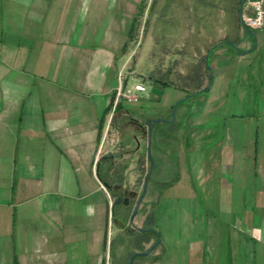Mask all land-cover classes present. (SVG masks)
<instances>
[{
  "label": "crops",
  "instance_id": "0c3cea01",
  "mask_svg": "<svg viewBox=\"0 0 264 264\" xmlns=\"http://www.w3.org/2000/svg\"><path fill=\"white\" fill-rule=\"evenodd\" d=\"M145 1L0 0V264H108L98 248H106L114 218L108 212L111 188L125 187L113 175L130 170L136 156L138 169L147 165L139 158L147 146L155 160L154 211L159 230H166L164 220L171 221L172 248H187L186 255L196 251L200 264H264V224L255 214L264 195L263 159L254 157L245 189L243 163L249 153L242 146V118H227V124L217 114L227 60L241 62L251 43L237 42L228 50L211 40L209 51L201 49L197 56L180 35L179 23L171 21L157 63L163 77L142 84L143 91L133 87L146 92L137 99L143 108H116L126 101L118 95L120 72L130 58L136 14ZM193 75L198 78L190 85L178 82ZM173 107L174 116L166 121ZM211 111L216 115L208 118ZM113 130L122 142L112 141ZM131 143L135 146L128 149ZM181 159L190 176L186 187L180 184ZM167 184L175 189L169 195L162 193ZM100 193L107 200L104 224ZM163 199L170 206L166 211L159 210ZM16 205L22 206L19 213ZM83 205L91 210L84 216L85 236L52 235L53 212L65 206L72 233ZM230 205L238 209L232 214L236 231L228 234L226 219L208 206L226 212ZM164 237L167 241L160 245L159 238L156 248L168 246V230ZM49 248H58L53 260ZM71 248H87L96 256L86 260Z\"/></svg>",
  "mask_w": 264,
  "mask_h": 264
},
{
  "label": "rangeland",
  "instance_id": "374dc122",
  "mask_svg": "<svg viewBox=\"0 0 264 264\" xmlns=\"http://www.w3.org/2000/svg\"><path fill=\"white\" fill-rule=\"evenodd\" d=\"M242 0H146L145 4H142L141 10L136 14L138 17L139 27L136 29L135 37L132 39L131 44L128 48L131 52L130 58L126 66L121 69L120 80H119V91L121 90V84L124 82V93L130 91L135 94L138 98L140 95L146 92L133 91V87L136 83H141L144 86H150V82L154 81L157 77H163L159 71V50L163 47V40L165 41L166 30L171 21L178 22V27L181 30L180 35L185 37L188 41V48L193 47V52L200 54L201 49L209 51L210 47L208 42L212 40V43L221 42V45L228 50H231L235 43H244L249 40L251 43L252 50L245 57L242 58L241 62H233V60H227L229 64V70L226 75V86L223 92V101L220 110H217V114L224 118V122L231 117L236 116L242 118L243 134L244 139L242 140V146L244 145L245 150L248 151L249 155L244 158L243 163V177H244V188L250 186L253 173L252 167L254 164V157H261L263 160L261 164H264V103L261 104V99H264V29H248L243 26L240 18L242 12ZM213 45V44H212ZM209 47V48H208ZM239 53V51H238ZM125 59V58H124ZM124 59H121L118 63V68L121 67ZM198 60V58H197ZM199 65H195V70H199ZM151 77V78H149ZM190 80L186 81L183 78L179 79V83L188 82L190 85L192 80L198 78V75L190 76ZM200 77V76H199ZM167 79V78H166ZM182 86V85H181ZM195 86V83H194ZM141 99L126 103V101H120L119 107L137 111L144 107V104L140 101ZM141 103V104H140ZM200 109L196 111L199 113ZM164 115H169L165 113ZM216 112L211 111L208 113V118H213ZM174 116V107L169 117L171 121ZM228 118V119H227ZM226 120V121H225ZM223 121V120H222ZM259 124V136L256 134V124ZM112 127L115 128V123L112 122ZM224 132V133H223ZM221 135H228L226 131H220ZM123 137L114 132L111 134L112 141L116 143L122 142ZM120 145V144H119ZM131 146L128 149H131ZM257 146V148H256ZM139 156L140 160H148L147 165L138 169L140 165H135L138 156L133 158V165L128 169L127 172L121 174V172H115L113 175V181L124 184L125 187L122 190H131L134 192V196L129 197L127 205L122 206L121 202L111 208L109 205L108 212L109 216L114 213V218L111 220L110 227L105 229L104 225L102 233L107 230V246L106 248H98V255L105 259L108 264H187L186 258L189 259L191 264H200L199 254L196 251L187 253V248L184 251H176V248H172L174 243L171 242L172 229L171 221L164 220L166 230H159L160 225L157 221L159 216L155 209L156 196L154 193L152 174L146 179V193L142 198L140 206L133 218V223L140 230L132 227L129 222V216L135 207L137 199L142 194L144 189V172L147 173L151 164L154 162L153 150L147 146L142 148ZM141 161V164H142ZM151 164H150V162ZM180 168V184L189 183L190 176L183 172L185 161L181 159ZM259 165V164H258ZM256 164V167H258ZM252 166V167H251ZM154 169V168H153ZM103 165L99 168V174L103 175ZM170 176V175H169ZM124 181V183L122 182ZM150 183H149V181ZM110 183V182H109ZM175 189H172L169 184L162 188L163 194H170ZM120 191V190H118ZM115 192L114 197L116 193ZM113 194V192H112ZM100 205L103 204L102 216L104 218L103 224L106 222L107 217V200L100 193ZM116 199L114 198L112 202ZM168 199H163L161 207L166 211L170 206L167 205ZM229 209L226 212H219L216 206H211L208 209L214 212L216 215L221 216L226 223L228 228L226 232L229 234L230 231L234 233L235 222L234 214L238 206L230 205L227 206ZM249 207L246 204L243 206L244 215L248 213L249 224H251V213ZM21 205H16L17 213H19ZM197 212L202 211L203 207L195 206ZM106 209V214H105ZM65 206L61 207L54 213L57 216L56 219L51 220V230L55 233H59L60 236H71L76 235L77 237L85 236L83 230L86 214L91 212L90 206L83 205L77 209L76 227L70 229L71 220L66 215ZM76 214V213H75ZM259 219L260 225L264 224V195L260 201L257 210L255 211ZM221 223H224L221 220ZM159 225V226H158ZM225 228L224 226H221ZM230 228V229H229ZM169 233V244L162 248H155L147 255H136L130 262V257L136 252H146L152 245L160 238L162 244L167 241L165 238L166 231ZM55 231V232H54ZM110 231V232H109ZM198 232L192 230V233ZM71 233V234H70ZM158 233V234H157ZM161 233V235H159ZM157 234V236H156ZM164 235V236H163ZM54 237V236H53ZM193 239V238H192ZM58 248H49L50 260L56 257L55 251ZM69 249V248H67ZM76 249V252L83 256L84 259L90 260L96 256L95 252L85 250L87 248H71ZM64 248H61V251ZM235 254V253H234Z\"/></svg>",
  "mask_w": 264,
  "mask_h": 264
},
{
  "label": "built area",
  "instance_id": "2783aa9c",
  "mask_svg": "<svg viewBox=\"0 0 264 264\" xmlns=\"http://www.w3.org/2000/svg\"><path fill=\"white\" fill-rule=\"evenodd\" d=\"M242 12L240 13L241 22L248 29H264V0H243ZM135 90H144L142 84H135ZM120 98L126 101H136L138 97L124 90L118 92Z\"/></svg>",
  "mask_w": 264,
  "mask_h": 264
},
{
  "label": "water",
  "instance_id": "95a60500",
  "mask_svg": "<svg viewBox=\"0 0 264 264\" xmlns=\"http://www.w3.org/2000/svg\"><path fill=\"white\" fill-rule=\"evenodd\" d=\"M123 88H124V82H122V84H121V90H123ZM147 123H148V122H147ZM153 168H154V163H152L151 167L149 168V170L147 171V173H146L145 176H144V189H143V192H142V194L139 196V198H138V200H137V202H136V204H135V207L133 208V211L131 212V214H130V216H129V219H128L129 224H130L132 227H134V228H136V229H138V230H141V229L138 228V227H136V226L134 225V223H133V218H134V216L136 215V212H137V210H138V208H139V206H140V203H141V201H142V198L144 197V195H145V193H146V179H147V177L150 175V173L152 172ZM120 199H121V197L116 198V200H115L114 202H112L111 207L113 208L115 205L119 204ZM158 243H159V239H158V240L152 245V247H151L148 251H146V252H136V253H133V254L131 255V257H130V262L132 261L133 257H135L136 255H147L148 253H150Z\"/></svg>",
  "mask_w": 264,
  "mask_h": 264
},
{
  "label": "flooded vegetation",
  "instance_id": "af4514ba",
  "mask_svg": "<svg viewBox=\"0 0 264 264\" xmlns=\"http://www.w3.org/2000/svg\"><path fill=\"white\" fill-rule=\"evenodd\" d=\"M111 189H112V191H113L114 194H115V192L118 191V190H116V188H111ZM118 192H120V194L119 193H116V195H115L114 198L116 199L118 197H121L120 202H121V205L122 206L127 205V203L129 202V197L130 196H134V192L131 191V190H120Z\"/></svg>",
  "mask_w": 264,
  "mask_h": 264
},
{
  "label": "trees",
  "instance_id": "16d2710c",
  "mask_svg": "<svg viewBox=\"0 0 264 264\" xmlns=\"http://www.w3.org/2000/svg\"><path fill=\"white\" fill-rule=\"evenodd\" d=\"M119 106V102L116 104V108Z\"/></svg>",
  "mask_w": 264,
  "mask_h": 264
}]
</instances>
